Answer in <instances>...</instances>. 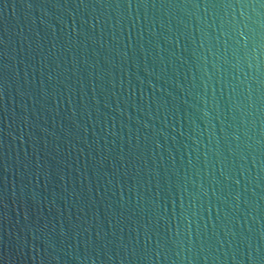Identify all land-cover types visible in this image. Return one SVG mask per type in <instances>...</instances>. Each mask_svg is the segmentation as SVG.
<instances>
[{
	"label": "water",
	"instance_id": "obj_1",
	"mask_svg": "<svg viewBox=\"0 0 264 264\" xmlns=\"http://www.w3.org/2000/svg\"><path fill=\"white\" fill-rule=\"evenodd\" d=\"M0 264H264V0H0Z\"/></svg>",
	"mask_w": 264,
	"mask_h": 264
}]
</instances>
